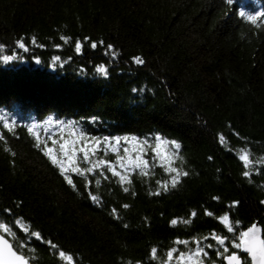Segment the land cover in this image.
<instances>
[{
    "label": "trees",
    "instance_id": "16d2710c",
    "mask_svg": "<svg viewBox=\"0 0 264 264\" xmlns=\"http://www.w3.org/2000/svg\"><path fill=\"white\" fill-rule=\"evenodd\" d=\"M0 45V223L15 235L0 233L30 264H181L198 246L205 264H224L223 247L248 258L225 214L264 238V0H0ZM156 136L179 142L182 160L161 166ZM133 137L149 142L147 175L116 162ZM65 140L90 153L101 142L107 155L91 159L131 183L102 166L71 174L74 189L46 155ZM167 167L188 175L172 187Z\"/></svg>",
    "mask_w": 264,
    "mask_h": 264
},
{
    "label": "snow or ice",
    "instance_id": "6c2138e0",
    "mask_svg": "<svg viewBox=\"0 0 264 264\" xmlns=\"http://www.w3.org/2000/svg\"><path fill=\"white\" fill-rule=\"evenodd\" d=\"M243 15V14H242ZM260 15L257 13V16ZM253 21V23L256 22L255 17H249ZM61 39L66 40L67 38L61 37ZM87 39V38H85ZM35 42V40H33ZM18 45L20 48H24L25 45L18 41ZM76 50L79 52L81 50V42H76ZM93 48H95L97 45L96 43H92L91 45ZM3 46L0 45V48ZM109 49L112 48V45L107 46ZM115 55V53H113ZM4 60H11V56H5L3 58ZM134 61L136 63H143V60L140 57H134ZM98 71L107 75V70L100 66L98 68ZM135 91V90H134ZM7 127V125H5ZM29 131H32L29 129ZM4 137L0 135V140H3ZM39 139V137H37ZM125 139V143H129L127 138ZM115 145L119 146L121 144L120 138H114ZM154 140L156 141L155 148H153V151L156 152V157H159L161 161V166H163L165 163H168L175 159L182 160V157L179 156V149L181 148V145L177 141H167L163 140L160 136L154 137ZM105 141H107V138H105ZM56 141H53V147H47L45 145L46 149V155H48L52 161L53 164L57 165L60 170L61 174L64 176V179L66 182L72 186L74 189L76 188V185L73 181V176L71 174H75L77 176L82 177L85 181H88V174H91L94 172V170L100 169L102 166L107 168V171L111 172L113 176H118L120 179L121 184H124L125 182L131 183V180L127 175H122L120 172L116 171L115 165L111 163L110 161H107L105 159H98L93 161L91 157H94L96 155V151H102L105 155H107V149L101 148L99 141H97V144L95 146V150H93L91 153L85 149L83 145L77 146L76 142H69L67 140L64 141V143L59 144V156L55 154V145ZM131 143L134 144V147L130 149L129 147L123 148V155L117 154L116 156V162L119 163L121 168H125V170H128V166H134L135 168L141 169V174L147 175V172L144 171L149 167L148 160H145L142 158L141 153L146 154V146H150L148 140L144 141H138L137 138L133 137ZM171 145V151L168 153L167 160L164 156L161 155V145H164L165 148H167ZM109 147H112V151L119 153L120 149L119 147H113L112 145H109ZM137 155L135 159L132 158L131 152L136 151ZM82 153V155H80ZM156 157H153V160L156 159ZM244 161V167L247 169L250 167L251 161L249 160V153L244 152L241 157ZM84 163L86 165H89L87 167L81 168L80 164ZM155 166V165H153ZM165 171L174 172L176 173L175 176L172 177L171 186L175 187L176 184L179 182V177L181 175H188L187 172H181L177 168L174 167H167L165 168ZM99 175L103 176L104 173L101 171L99 172ZM245 177H250V172L245 171L243 173ZM107 179V177H104ZM90 183V181H89ZM96 184H99L100 181L96 180ZM158 184H160V181H157ZM87 186V185H86ZM161 187L164 188V190H167L168 184L165 182L161 185ZM129 189L127 187L124 188V191L127 192ZM156 195H159V192L154 193ZM91 199L93 201H97L98 197L93 195L91 196ZM235 203V202H234ZM124 207H127L125 205ZM115 211V210H113ZM211 215V213H208ZM196 213L193 212L192 216H195ZM222 222L227 227V231L234 233L233 237V243L231 244V247L235 250H242L243 253H246L247 256L250 258L242 257L238 251H232L229 252L228 247H223L220 252H218L216 255L218 257H223L224 260L227 261V264H264V238L261 237V229L256 224L251 225L247 228V230L240 231L238 228L239 221L231 222L229 220V216L227 214L220 217ZM185 224L190 223L189 220L185 219L183 220ZM173 225L177 224V220L171 221ZM0 230H2L5 234H12V229L5 223H0ZM32 236L36 237L37 239H43L41 237V234L39 232L33 231L30 233ZM218 245H224L225 240L228 239L227 237H220V236H214L213 237ZM52 249H56L57 246L51 242H48ZM178 243L185 244L186 241H178ZM199 244V242H197ZM209 248L213 247V245L209 244ZM21 245L14 244L9 241V239L5 238L4 234H0V264H30V259L26 256L24 252L20 251ZM156 249H152V255L153 258L156 257ZM176 252V249H172L167 253V259L169 261L173 258V253ZM227 255H224L226 254ZM59 256L62 258L67 259L68 261H71L73 258L72 256H66L64 251L59 252ZM208 252L205 251V249L201 246H198L196 249L189 252H183L181 251L177 257V260L183 264V261L185 258L188 261H191L192 264H205V261L202 257H207ZM211 264V262H209Z\"/></svg>",
    "mask_w": 264,
    "mask_h": 264
},
{
    "label": "rangeland",
    "instance_id": "374dc122",
    "mask_svg": "<svg viewBox=\"0 0 264 264\" xmlns=\"http://www.w3.org/2000/svg\"><path fill=\"white\" fill-rule=\"evenodd\" d=\"M161 155L162 156H164L165 157V159L167 160V158H168V153L171 151V145L169 144V146L167 147V148H165V146L164 145H161ZM135 155H137L136 153H135ZM165 164H167V163H165ZM187 252H191V251H187ZM178 257V256H177ZM192 264V262L191 261H188L186 258H185V260L183 261V264Z\"/></svg>",
    "mask_w": 264,
    "mask_h": 264
},
{
    "label": "water",
    "instance_id": "95a60500",
    "mask_svg": "<svg viewBox=\"0 0 264 264\" xmlns=\"http://www.w3.org/2000/svg\"><path fill=\"white\" fill-rule=\"evenodd\" d=\"M253 224H256L258 227H260V225L257 223V222H255V223H253ZM252 224V225H253ZM250 227V226H249ZM248 228V227H247ZM247 228L245 229V230H247ZM1 234V233H0ZM261 237H262V232H261ZM246 256H247V254H246ZM248 257V256H247ZM248 259H250L249 257H248ZM223 261H224V264H227V261L226 260H224L223 259Z\"/></svg>",
    "mask_w": 264,
    "mask_h": 264
}]
</instances>
